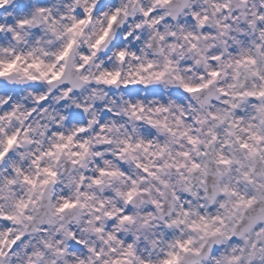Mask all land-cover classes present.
Segmentation results:
<instances>
[{"label": "clouds", "instance_id": "9594fccd", "mask_svg": "<svg viewBox=\"0 0 264 264\" xmlns=\"http://www.w3.org/2000/svg\"><path fill=\"white\" fill-rule=\"evenodd\" d=\"M0 264H264V0H0Z\"/></svg>", "mask_w": 264, "mask_h": 264}]
</instances>
